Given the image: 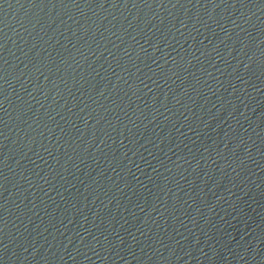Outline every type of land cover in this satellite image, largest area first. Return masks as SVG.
I'll return each mask as SVG.
<instances>
[{"label": "water", "instance_id": "water-1", "mask_svg": "<svg viewBox=\"0 0 264 264\" xmlns=\"http://www.w3.org/2000/svg\"><path fill=\"white\" fill-rule=\"evenodd\" d=\"M0 264H264V0H0Z\"/></svg>", "mask_w": 264, "mask_h": 264}]
</instances>
